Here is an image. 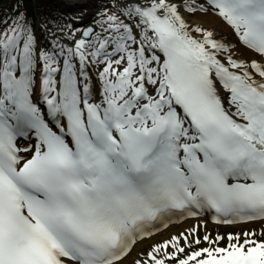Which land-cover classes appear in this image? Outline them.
Masks as SVG:
<instances>
[{
	"label": "snow or ice",
	"instance_id": "snow-or-ice-1",
	"mask_svg": "<svg viewBox=\"0 0 264 264\" xmlns=\"http://www.w3.org/2000/svg\"><path fill=\"white\" fill-rule=\"evenodd\" d=\"M182 9L213 13L236 43L193 29ZM119 11L97 21L103 33L59 28L71 45L40 47L24 17L0 31V264H125L172 215L264 221V0ZM178 241L135 264L177 258ZM178 264H264V241Z\"/></svg>",
	"mask_w": 264,
	"mask_h": 264
},
{
	"label": "rangeland",
	"instance_id": "rangeland-1",
	"mask_svg": "<svg viewBox=\"0 0 264 264\" xmlns=\"http://www.w3.org/2000/svg\"><path fill=\"white\" fill-rule=\"evenodd\" d=\"M52 1V0H51ZM80 1V0H75ZM46 2V1H44ZM60 7L66 6L64 2L61 0H56ZM81 6L77 7L74 11L68 10V12L59 11L53 17H48L46 21H42L39 19V15L37 14V10L34 8L33 15V23L26 20L27 25H29L36 33L38 44L40 47L47 49L50 46V42L56 37H60L62 41L71 45L73 41L66 35H63L58 31L59 28H65L66 32L71 31L63 21L65 19L67 22L72 24L73 28H79L83 30L86 26L90 24L98 25V30L103 33V29L107 27L105 23L103 26L97 24V21H106L107 15H120V7L123 0H83L80 1ZM182 0H176L177 4H181ZM57 3L55 5H57ZM89 3V5H85ZM198 3H205V0H198ZM61 10V9H60ZM186 10V9H182ZM187 11V10H186ZM189 13V12H188ZM199 11L196 13H189L188 22H191L194 17H199ZM37 14V15H36ZM206 14H213L211 12ZM18 17V18H17ZM23 15L14 14L12 16L9 23L4 26L0 31L9 28L14 24L15 21L19 20ZM121 19H124L121 16ZM47 23H49L47 25ZM33 24V25H32ZM194 29L197 26L208 29V26L203 22L193 23L191 24ZM54 33L55 35H52ZM105 35L107 33H104ZM199 35V33H195ZM79 36V33H76ZM102 67V66H101ZM95 71V69H93ZM195 229V231H193ZM248 234L245 236V234ZM254 234V235H253ZM205 235L210 237V241H215V243H211L210 241H205L203 238ZM232 235L234 237H239V240H229L228 236ZM187 236V240L184 237ZM224 237L223 240H217V237ZM173 237H179L178 244L180 247L184 248V252L180 253L179 256L175 259L165 258V264H178V259L186 258L191 252L197 251L201 248L209 247H226L230 243L231 244H243L245 240H254V241H264V224L253 223L246 224L244 226H239V224L232 225H210L208 222L200 221L198 224L193 225L192 227L182 228L178 230L171 229L170 232H157L153 234L151 237H146L142 240V245L137 254L131 258L125 264H135L136 259H146L147 253L151 252L154 247L157 245H163L166 242H169L173 239ZM199 238L200 243L196 244L195 240ZM164 252H167L169 255L176 252V248L169 244L167 249H161V253L158 255L163 257Z\"/></svg>",
	"mask_w": 264,
	"mask_h": 264
},
{
	"label": "bare ground",
	"instance_id": "bare-ground-1",
	"mask_svg": "<svg viewBox=\"0 0 264 264\" xmlns=\"http://www.w3.org/2000/svg\"><path fill=\"white\" fill-rule=\"evenodd\" d=\"M67 5V10L74 11L77 7L81 6L80 1L75 0H63ZM123 2H126V0H123ZM146 2V0H144ZM89 5V3L85 4ZM182 14L184 15L186 21L188 22L189 13L186 10H182ZM199 17H194V19L191 22H188L190 25L193 23L203 22L205 25L208 26V30H212L217 38L222 39L223 41H232L233 43H236V38L232 34L231 29L223 23L218 17H216L214 14H206L203 12L198 13ZM235 57H239L245 60H251V59H259V57H256L253 53L250 51H245L243 49H237L234 53ZM93 75L95 76V71L93 70ZM95 83V80H94ZM211 212H205L201 214L200 216L192 217L187 216L183 219H179L180 215H172L170 219H165L163 222H158L154 227H152L153 234L156 232H170L171 229L178 230L182 228L192 227L195 224H198V222H208L210 225H220L219 223H214L210 220ZM178 218V219H177ZM253 223H259L264 224V221H241L237 224L239 226H244L246 224H253ZM163 224L161 229H156V226ZM166 225V226H165ZM151 237V236H150ZM146 238V237H145ZM144 238V239H145ZM142 241H137V244L134 246L133 251L130 255V257L125 261L128 262L131 258H133L137 252L140 250V247L142 245Z\"/></svg>",
	"mask_w": 264,
	"mask_h": 264
},
{
	"label": "trees",
	"instance_id": "trees-1",
	"mask_svg": "<svg viewBox=\"0 0 264 264\" xmlns=\"http://www.w3.org/2000/svg\"><path fill=\"white\" fill-rule=\"evenodd\" d=\"M34 8L37 10L40 19L44 22L48 17H53L60 11V8L51 0H0V30L17 13L18 15H23L24 19L30 21V23H33ZM63 21L66 25L71 24L65 19Z\"/></svg>",
	"mask_w": 264,
	"mask_h": 264
},
{
	"label": "water",
	"instance_id": "water-1",
	"mask_svg": "<svg viewBox=\"0 0 264 264\" xmlns=\"http://www.w3.org/2000/svg\"><path fill=\"white\" fill-rule=\"evenodd\" d=\"M61 2H64L63 0H61ZM65 3V2H64ZM65 5H66V3H65ZM61 9H63L64 11H66L67 9H65V7L63 6V7H61ZM87 27H94L93 25H88V26H86L84 29H86Z\"/></svg>",
	"mask_w": 264,
	"mask_h": 264
}]
</instances>
